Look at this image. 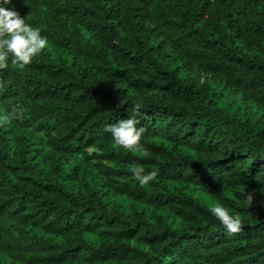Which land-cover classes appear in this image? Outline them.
I'll return each instance as SVG.
<instances>
[{
	"label": "trees",
	"instance_id": "obj_1",
	"mask_svg": "<svg viewBox=\"0 0 264 264\" xmlns=\"http://www.w3.org/2000/svg\"><path fill=\"white\" fill-rule=\"evenodd\" d=\"M6 7L48 46L0 69V264H264V0ZM134 104L148 157L105 131Z\"/></svg>",
	"mask_w": 264,
	"mask_h": 264
},
{
	"label": "clouds",
	"instance_id": "obj_2",
	"mask_svg": "<svg viewBox=\"0 0 264 264\" xmlns=\"http://www.w3.org/2000/svg\"><path fill=\"white\" fill-rule=\"evenodd\" d=\"M12 2L13 0H0V69L8 68L9 57H11L13 65L23 69L31 63L33 57L41 54L48 46V40L41 35L39 28L27 24L18 11L6 7ZM222 93L225 94V98L234 94L229 88ZM121 103L123 104L124 101ZM140 115V105L134 104L132 112L127 118L121 119L115 124L107 125L105 131L112 134L115 146L126 149L133 154L148 157V150L140 142L144 129L137 127ZM22 117L23 108L13 107L11 113L0 114V125H5L12 119H21ZM93 152H96L97 155L101 154L95 147H90L88 149L89 155ZM131 171L140 187L148 185L158 175L157 170L145 174L142 167H133ZM246 203L248 206L253 204V194L250 192L246 198ZM210 211L224 226L227 235L238 234L242 230L243 224L239 215H231L221 205L212 206Z\"/></svg>",
	"mask_w": 264,
	"mask_h": 264
},
{
	"label": "rangeland",
	"instance_id": "obj_3",
	"mask_svg": "<svg viewBox=\"0 0 264 264\" xmlns=\"http://www.w3.org/2000/svg\"><path fill=\"white\" fill-rule=\"evenodd\" d=\"M219 86H222V85H219ZM226 92V91H225ZM223 94V93H222ZM225 94H223V96H224ZM141 97H138V99H140Z\"/></svg>",
	"mask_w": 264,
	"mask_h": 264
}]
</instances>
